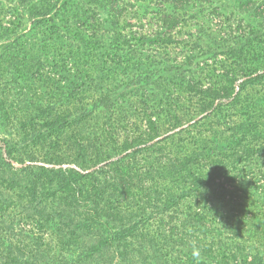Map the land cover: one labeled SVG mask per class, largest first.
Returning a JSON list of instances; mask_svg holds the SVG:
<instances>
[{"label": "trees", "instance_id": "16d2710c", "mask_svg": "<svg viewBox=\"0 0 264 264\" xmlns=\"http://www.w3.org/2000/svg\"><path fill=\"white\" fill-rule=\"evenodd\" d=\"M207 1L0 0V264H264V0Z\"/></svg>", "mask_w": 264, "mask_h": 264}, {"label": "rangeland", "instance_id": "374dc122", "mask_svg": "<svg viewBox=\"0 0 264 264\" xmlns=\"http://www.w3.org/2000/svg\"><path fill=\"white\" fill-rule=\"evenodd\" d=\"M241 1L243 0H209L204 3H191L182 11L185 13L182 31L190 34L200 33L202 39L205 40V35H209L210 33H212L211 35H216V33L223 34L226 33L229 28L231 29L230 31L234 32L239 29V27L247 28L246 25L256 26L261 18L254 15L253 9L240 10ZM249 1H251L249 6H252L260 0ZM135 8L138 10L137 6ZM156 8L157 5L152 2L148 7V12L143 17L144 23L151 21L150 19L153 17L152 13H154L153 11ZM139 11L142 10L139 9ZM138 15L141 16L142 12H138ZM130 21L133 24L137 22L134 18H131ZM171 55L176 56L173 53ZM180 57L181 56H178V58ZM12 84L13 83L10 84L11 87ZM14 92L15 91H12V95L10 94L9 99H13ZM7 129L9 133H12L13 125L8 126Z\"/></svg>", "mask_w": 264, "mask_h": 264}, {"label": "clouds", "instance_id": "9594fccd", "mask_svg": "<svg viewBox=\"0 0 264 264\" xmlns=\"http://www.w3.org/2000/svg\"><path fill=\"white\" fill-rule=\"evenodd\" d=\"M197 256L199 255V253L197 252V253H195Z\"/></svg>", "mask_w": 264, "mask_h": 264}]
</instances>
